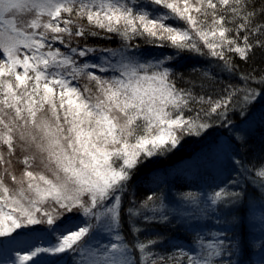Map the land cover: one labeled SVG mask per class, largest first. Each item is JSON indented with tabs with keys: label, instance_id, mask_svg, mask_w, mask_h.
<instances>
[{
	"label": "snow or ice",
	"instance_id": "snow-or-ice-1",
	"mask_svg": "<svg viewBox=\"0 0 264 264\" xmlns=\"http://www.w3.org/2000/svg\"><path fill=\"white\" fill-rule=\"evenodd\" d=\"M256 49L264 0H0V246L22 247L12 264H232L237 242L223 231L199 237L198 254L156 251L163 238L141 235L240 203V177L264 191V160L253 171L229 156L239 176L211 195L181 194L176 207L163 192L127 197L141 166L231 125V112L264 94V72L233 63ZM183 55L213 58L243 87L215 92L210 67L186 78L171 66Z\"/></svg>",
	"mask_w": 264,
	"mask_h": 264
},
{
	"label": "trees",
	"instance_id": "trees-1",
	"mask_svg": "<svg viewBox=\"0 0 264 264\" xmlns=\"http://www.w3.org/2000/svg\"><path fill=\"white\" fill-rule=\"evenodd\" d=\"M119 42L118 38L110 42L97 38L90 41L107 47H117ZM144 48L154 54L172 55L174 52L172 49L152 45H144ZM210 60L213 58L183 55L171 66L190 79H197V73L192 72L193 68H212L213 75L219 81L213 86L217 93L228 84L243 87L238 75L220 72L215 62L210 63ZM233 63L239 66L241 72L247 74L255 70V74L259 76L264 72V51L256 49L255 55L250 56L247 62L233 57ZM251 86L259 87L256 83ZM212 91L206 89L203 94H212ZM261 92L264 93V89ZM229 119L232 121L231 125L217 123L200 136H186L177 150L158 158L155 163L141 166L133 177L127 199H131V194L134 193L139 202L152 191L163 192L165 203L171 208L176 207V201L184 193L211 195L217 190V185L222 186L221 181L239 176V166L229 162V156L232 161H241L243 166L254 171L253 166H258L264 160V94L248 102L243 111L237 107L229 114ZM238 136L243 138V142L237 140ZM240 181V185L233 189L245 193L240 203L228 206L218 204L214 214L210 212L206 218L199 220L170 218L171 223L153 224L148 233L141 235V239L145 236L154 237L158 233L164 243L156 251L171 253L175 250L174 245H182L186 251L195 248L194 254H198L199 237L202 236L208 242L213 239V233L223 231L237 242L231 256L232 264H264V191L257 184L245 181L243 177H240ZM125 233H128L127 225ZM18 250H22V247L8 251L0 246V264H12L14 253ZM78 259L79 257H64L66 264H74ZM213 259L219 261L221 258Z\"/></svg>",
	"mask_w": 264,
	"mask_h": 264
},
{
	"label": "rangeland",
	"instance_id": "rangeland-1",
	"mask_svg": "<svg viewBox=\"0 0 264 264\" xmlns=\"http://www.w3.org/2000/svg\"><path fill=\"white\" fill-rule=\"evenodd\" d=\"M207 162V161H206ZM174 174V172L172 173V175ZM174 176H176V175H174Z\"/></svg>",
	"mask_w": 264,
	"mask_h": 264
}]
</instances>
